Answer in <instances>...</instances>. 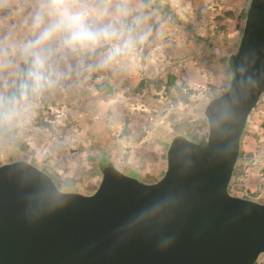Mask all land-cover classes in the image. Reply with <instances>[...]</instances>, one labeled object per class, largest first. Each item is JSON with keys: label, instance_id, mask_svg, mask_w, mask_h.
<instances>
[{"label": "rangeland", "instance_id": "1", "mask_svg": "<svg viewBox=\"0 0 264 264\" xmlns=\"http://www.w3.org/2000/svg\"><path fill=\"white\" fill-rule=\"evenodd\" d=\"M107 5L106 22L127 26L138 8L134 49L109 65L105 51L55 50L60 77L22 98L40 0H0V96L26 105L0 121V166L28 162L64 193L94 194L112 163L145 184L161 180L175 138H208V104L229 88V59L239 49L251 0H92ZM123 4L128 15L121 16ZM157 5V6H156ZM155 6V7H154ZM159 8V9H158ZM119 22V23H118ZM156 26V28H154ZM127 31L125 30V33ZM133 32V31H131ZM172 78V79H171ZM264 94L251 113L229 186L232 196L264 204ZM256 264H264V254Z\"/></svg>", "mask_w": 264, "mask_h": 264}, {"label": "water", "instance_id": "2", "mask_svg": "<svg viewBox=\"0 0 264 264\" xmlns=\"http://www.w3.org/2000/svg\"><path fill=\"white\" fill-rule=\"evenodd\" d=\"M232 68L206 108V144L175 138L156 183L108 165L86 196L60 191L28 162L0 166V264H256L264 204L229 186L264 94V0H251Z\"/></svg>", "mask_w": 264, "mask_h": 264}, {"label": "clouds", "instance_id": "3", "mask_svg": "<svg viewBox=\"0 0 264 264\" xmlns=\"http://www.w3.org/2000/svg\"><path fill=\"white\" fill-rule=\"evenodd\" d=\"M121 16L128 15L123 4ZM108 7H96L92 0H40L34 16L35 38L25 45L29 68L21 96L27 99L55 86L60 77L52 56L57 49L73 53H94L106 48L101 63L109 65L129 54L136 40L131 30L106 22ZM26 105L19 99L0 96V121L22 115Z\"/></svg>", "mask_w": 264, "mask_h": 264}, {"label": "trees", "instance_id": "4", "mask_svg": "<svg viewBox=\"0 0 264 264\" xmlns=\"http://www.w3.org/2000/svg\"><path fill=\"white\" fill-rule=\"evenodd\" d=\"M119 1H121L122 3H126V2H128L127 0H119ZM157 6V5H156ZM155 7V6H154ZM136 11L138 10V8H134ZM159 9V8H158ZM132 11L131 12V14H129V16H127V17H122V21H124L126 24H128L127 26H125V27H123V24H120L119 22V26L118 27H121V28H123L124 30H126L127 32L125 33V34H128V30L130 29L131 31H133V32H131V34L133 35V36H138L139 35V31L141 30V22H142V18H139L138 17V12H136V11ZM4 13H7L5 10H3V9H1L0 8V16H2ZM154 28H156V26L154 27ZM102 51H106V48H104V49H102ZM229 63H230V66H231V70L233 71V68H232V57L229 59ZM172 79V78H171ZM24 85V84H23ZM22 88H23V86L19 89V93H21L22 92ZM227 90H228V88H227ZM263 130H264V125H263ZM206 139H201L200 141H196V143H199V144H202V145H205L206 144ZM194 142V141H193ZM108 165H112V163H109V162H107V163H104L103 165H102V170H104V168L106 167V166H108ZM114 166V165H113Z\"/></svg>", "mask_w": 264, "mask_h": 264}, {"label": "crops", "instance_id": "5", "mask_svg": "<svg viewBox=\"0 0 264 264\" xmlns=\"http://www.w3.org/2000/svg\"><path fill=\"white\" fill-rule=\"evenodd\" d=\"M128 1V0H127ZM106 52V51H105ZM244 134H245V132H244ZM244 134H243V136H244ZM241 143H243V139H242V142ZM242 146V145H241Z\"/></svg>", "mask_w": 264, "mask_h": 264}]
</instances>
